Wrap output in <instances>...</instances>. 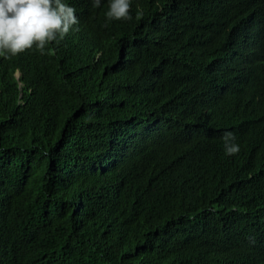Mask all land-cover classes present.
I'll use <instances>...</instances> for the list:
<instances>
[{
	"label": "trees",
	"instance_id": "trees-1",
	"mask_svg": "<svg viewBox=\"0 0 264 264\" xmlns=\"http://www.w3.org/2000/svg\"><path fill=\"white\" fill-rule=\"evenodd\" d=\"M67 2L0 57V264H264V0Z\"/></svg>",
	"mask_w": 264,
	"mask_h": 264
},
{
	"label": "clouds",
	"instance_id": "clouds-1",
	"mask_svg": "<svg viewBox=\"0 0 264 264\" xmlns=\"http://www.w3.org/2000/svg\"><path fill=\"white\" fill-rule=\"evenodd\" d=\"M102 0H92L99 8ZM131 0H108L107 20H131ZM76 9L67 0H0V57L10 59L28 50L41 54L49 45L59 44L74 26L78 25ZM226 75L237 80L236 70L226 66ZM232 133L224 136L228 155L239 152V145L231 143Z\"/></svg>",
	"mask_w": 264,
	"mask_h": 264
}]
</instances>
